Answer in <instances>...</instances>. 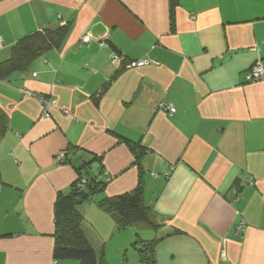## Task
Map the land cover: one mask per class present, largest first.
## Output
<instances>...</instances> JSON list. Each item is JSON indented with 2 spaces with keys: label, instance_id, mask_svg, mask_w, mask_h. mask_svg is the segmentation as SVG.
I'll return each instance as SVG.
<instances>
[{
  "label": "crops",
  "instance_id": "crops-1",
  "mask_svg": "<svg viewBox=\"0 0 264 264\" xmlns=\"http://www.w3.org/2000/svg\"><path fill=\"white\" fill-rule=\"evenodd\" d=\"M65 26L0 81V264H54V205L79 174L109 178L77 208L99 264L155 239L150 264H264V77L245 80L264 67V0H178L172 19L170 0H0V63ZM125 141L147 149L140 167ZM139 182L149 222L117 230L98 204Z\"/></svg>",
  "mask_w": 264,
  "mask_h": 264
},
{
  "label": "trees",
  "instance_id": "trees-1",
  "mask_svg": "<svg viewBox=\"0 0 264 264\" xmlns=\"http://www.w3.org/2000/svg\"><path fill=\"white\" fill-rule=\"evenodd\" d=\"M177 6L178 0H170L171 19ZM67 32L68 26L57 29H43L18 39L10 48L7 59L0 63V81L6 80L15 73L23 72L33 60L45 52L59 48ZM5 130V120L0 118V136L4 134ZM125 144L140 167L139 162L147 153V149L129 141H125ZM86 166L87 164L82 166V169ZM80 172L79 170L78 173ZM82 180L83 178L79 174V178L71 187L70 192L67 195H59L56 199L54 205L55 245L52 254L54 264L60 261L99 264V257L83 233L82 224L84 219L77 208L103 190L105 183L97 178L88 177L84 178L86 184L82 188L78 186ZM98 205L104 212L116 213L119 216L117 230H123L136 223L149 222L148 211L143 202L141 182H139L138 188L134 192L119 197L104 198ZM159 242L156 239L138 240L132 244L131 248L136 252L138 262L141 264L152 263L155 248Z\"/></svg>",
  "mask_w": 264,
  "mask_h": 264
},
{
  "label": "built area",
  "instance_id": "built-area-1",
  "mask_svg": "<svg viewBox=\"0 0 264 264\" xmlns=\"http://www.w3.org/2000/svg\"><path fill=\"white\" fill-rule=\"evenodd\" d=\"M194 18V16H193ZM91 42V38L87 35H84L81 40H80V43L82 45H87ZM103 46V44H101ZM115 61L117 64H120L121 63V59L120 58H115ZM147 61H141V62H132L130 63L129 65V68H137V67H143L145 65H147ZM264 77V67L263 65L261 64V62H257L255 63L251 69L248 71V73L246 74L245 76V80L247 82H258L260 81L262 78ZM22 95L24 98H29V97H33V93L30 92V91H27V90H23L22 92ZM39 102L43 108V116L44 117H49V110L54 106V102L51 101V100H48V99H44L42 97H39ZM161 109H163L165 112H167L168 114L170 115H173L175 114L176 112V109L170 105V104H161ZM66 157L64 156V153H59L58 154V157L57 159L59 161H63ZM106 181H109V178L107 177ZM246 182L250 183L249 180H247ZM252 184V183H251ZM238 232H242V228L240 227L238 229Z\"/></svg>",
  "mask_w": 264,
  "mask_h": 264
},
{
  "label": "rangeland",
  "instance_id": "rangeland-1",
  "mask_svg": "<svg viewBox=\"0 0 264 264\" xmlns=\"http://www.w3.org/2000/svg\"><path fill=\"white\" fill-rule=\"evenodd\" d=\"M34 95V94H33ZM34 98H37L35 95L33 96ZM29 98H32V97H29ZM39 100V99H38ZM60 153H62V152H60ZM64 153V156L66 157L67 156V153L66 152H63ZM106 179L107 178H105V180L103 181L104 183H106V182H108V181H106ZM80 184V185H79ZM78 184V186L79 187H84L85 186V184H86V181L84 180V178H83V180L80 182ZM109 254H110V263H113V264H130L131 262H133V258H132V256L133 257H135L136 259H135V261H137L138 262V258H137V254H136V252L134 251V250H132V249H130L128 252H127V256H125L124 254L123 255H121V256H119V255H117L116 253H115V250H113V248L111 247V248H109ZM123 257V258H122ZM123 260V261H122ZM71 262H73V261H71Z\"/></svg>",
  "mask_w": 264,
  "mask_h": 264
}]
</instances>
